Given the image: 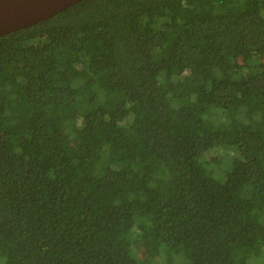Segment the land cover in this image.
Returning <instances> with one entry per match:
<instances>
[{
	"label": "trees",
	"instance_id": "obj_1",
	"mask_svg": "<svg viewBox=\"0 0 264 264\" xmlns=\"http://www.w3.org/2000/svg\"><path fill=\"white\" fill-rule=\"evenodd\" d=\"M155 261L264 263V0H80L0 35V264Z\"/></svg>",
	"mask_w": 264,
	"mask_h": 264
},
{
	"label": "water",
	"instance_id": "obj_2",
	"mask_svg": "<svg viewBox=\"0 0 264 264\" xmlns=\"http://www.w3.org/2000/svg\"><path fill=\"white\" fill-rule=\"evenodd\" d=\"M80 0H0V35L45 20Z\"/></svg>",
	"mask_w": 264,
	"mask_h": 264
},
{
	"label": "rangeland",
	"instance_id": "obj_3",
	"mask_svg": "<svg viewBox=\"0 0 264 264\" xmlns=\"http://www.w3.org/2000/svg\"><path fill=\"white\" fill-rule=\"evenodd\" d=\"M231 158H234V157H231ZM231 158H228V159L226 160V162L224 163V165H225L224 168H225L226 170L229 168V166H231V165H235L236 162H237V159H236V158H234V162L230 161ZM141 249H142L141 252H142L143 254H145L146 251H147V245H145V246L142 245ZM262 258H263V256H262L261 258H258V262H259V263L261 262L260 260H262ZM154 264H157V261H155ZM263 264H264V263H263Z\"/></svg>",
	"mask_w": 264,
	"mask_h": 264
}]
</instances>
